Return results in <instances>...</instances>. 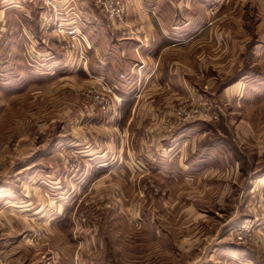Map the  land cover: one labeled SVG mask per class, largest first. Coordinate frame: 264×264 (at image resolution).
Returning a JSON list of instances; mask_svg holds the SVG:
<instances>
[{"label": "rangeland", "instance_id": "374dc122", "mask_svg": "<svg viewBox=\"0 0 264 264\" xmlns=\"http://www.w3.org/2000/svg\"><path fill=\"white\" fill-rule=\"evenodd\" d=\"M117 1L123 21L109 18L101 0L88 5L95 4L122 36L149 44L153 38L139 35L129 18L128 0ZM72 5L69 10L52 0H0V205L23 210L32 201L36 216L22 215L27 255H43L52 264H173L177 240L187 233L201 236L203 220L228 244L213 247L215 255L235 251L261 258L264 0H152L149 9L163 21L157 28L180 29L174 42L185 47L170 61L190 87L153 117L149 133L159 139L149 147L151 162L105 165L89 160L83 149L94 145L111 154L100 136L119 108L114 116L102 114L88 89L96 78L114 82L87 71L82 11ZM72 23L78 33L69 37L61 29ZM38 25L43 34L33 44L27 30ZM136 141L134 136V147ZM134 150L136 157L146 154ZM173 157L191 163L225 157L235 176H188L178 170L181 165L167 162ZM190 202L199 212L189 209ZM245 217L252 218L253 241L231 233Z\"/></svg>", "mask_w": 264, "mask_h": 264}, {"label": "crops", "instance_id": "0c3cea01", "mask_svg": "<svg viewBox=\"0 0 264 264\" xmlns=\"http://www.w3.org/2000/svg\"><path fill=\"white\" fill-rule=\"evenodd\" d=\"M52 1L53 3L65 5V7L70 8L69 10L74 8L72 4L77 3L82 11L79 13L82 20L80 24L81 32L84 34L87 43L86 51L89 58L87 71L113 81L116 85V93L121 98L119 104V117L121 118L117 120L119 118L117 117L111 123L105 126L102 125V128H104L102 132H106V135L102 134L100 136V138L103 137L104 142L109 141L107 144L112 148L111 154L104 155L103 152L101 154V151H99L101 147L85 145L83 152L86 157L89 160L99 161L103 165L118 160L121 163V160L126 162L133 159L144 163L151 162L147 155L150 153L149 147H156L155 144L158 143L157 140L159 139L154 140V136L149 133L153 117L176 95H179L186 87H190L187 78L170 61L176 49L179 51L180 48L185 47V44L180 45L174 42V37L179 35L180 29L178 26H173V24H168L161 30L157 28V25H160L163 21L160 14H156L149 9L148 5L152 3V0H128L127 12L129 18L138 26L137 33L153 38L149 44L140 46L135 39L122 36L120 30H117L115 25L112 26L107 17L96 9L95 4L88 5L89 0ZM156 1L160 2V0ZM67 16L68 14L63 18L65 19ZM127 16L125 19H127ZM27 33L32 37L33 44L35 41L33 37L36 36L37 39L38 36L43 34L40 25L28 29ZM192 34L193 32L190 33L189 31L186 33L189 36ZM159 38L161 40L165 39L163 40L165 42H162L163 44L157 43ZM174 62H178V60ZM120 73H124L125 78L120 77ZM99 114V111H97L96 116H99L98 118H100ZM134 136L137 137L135 147L132 145ZM134 148H138L140 152L146 154L136 157L132 155L135 151ZM121 149L127 152L128 155L121 156ZM96 151H99L98 154ZM191 160L193 159L173 157L167 162L181 165L182 168H178V170H184L183 174L188 176H195L196 174L224 175L229 173L235 176L233 174L235 167H227L228 158L205 157L192 163ZM205 164L216 166H205ZM193 190L197 193L195 189ZM200 193L206 194V190L198 192V194ZM26 196H28L27 192ZM30 204H32V201L27 200L24 203L25 208L23 210L13 208L12 206L18 207L14 203L6 204L4 202L0 205V249L10 264H52L50 260L44 263L42 261L43 255H27L28 247L23 245L26 242L27 232L23 228L22 215L32 213L36 216L35 211H30ZM196 206L192 202L188 204L189 209L192 210H197ZM245 208L246 206H244V210ZM43 213L40 217L46 214V212ZM201 226L205 229L201 236L187 233L182 235V239L177 240L178 250L181 244L180 249L183 251L178 252L177 250L179 255H171L170 260L173 264L174 262L175 264H256L251 255L235 251L215 255L212 251L213 247L222 244L227 247L228 244L220 241V238L216 239L215 235L211 234L212 230L211 227L209 228L207 221L202 220ZM258 238V245L260 244L264 248V233ZM207 244H211L208 249ZM193 251L198 252V254L191 255ZM184 253L187 255H183ZM60 260L58 259L53 264H61Z\"/></svg>", "mask_w": 264, "mask_h": 264}, {"label": "built area", "instance_id": "2783aa9c", "mask_svg": "<svg viewBox=\"0 0 264 264\" xmlns=\"http://www.w3.org/2000/svg\"><path fill=\"white\" fill-rule=\"evenodd\" d=\"M101 3L109 18L123 21V8L119 1L101 0ZM61 30L69 37H73L78 33L77 26L73 23L62 27ZM120 77L124 78V74H120ZM88 90L92 104L102 114L114 116L118 113L121 98L116 93L115 84L104 81L102 78H96ZM230 230L233 237L238 241H253L257 238L251 217H245L236 226L231 227ZM2 255L0 252V264H10Z\"/></svg>", "mask_w": 264, "mask_h": 264}, {"label": "trees", "instance_id": "16d2710c", "mask_svg": "<svg viewBox=\"0 0 264 264\" xmlns=\"http://www.w3.org/2000/svg\"><path fill=\"white\" fill-rule=\"evenodd\" d=\"M254 258L256 264H264V255L261 258H257L253 253L250 254Z\"/></svg>", "mask_w": 264, "mask_h": 264}]
</instances>
